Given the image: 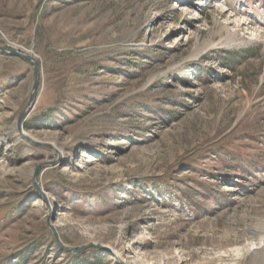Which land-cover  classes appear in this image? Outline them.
Returning <instances> with one entry per match:
<instances>
[{
    "label": "rangeland",
    "instance_id": "rangeland-1",
    "mask_svg": "<svg viewBox=\"0 0 264 264\" xmlns=\"http://www.w3.org/2000/svg\"><path fill=\"white\" fill-rule=\"evenodd\" d=\"M263 240L264 0H0V264H264Z\"/></svg>",
    "mask_w": 264,
    "mask_h": 264
},
{
    "label": "water",
    "instance_id": "water-1",
    "mask_svg": "<svg viewBox=\"0 0 264 264\" xmlns=\"http://www.w3.org/2000/svg\"><path fill=\"white\" fill-rule=\"evenodd\" d=\"M1 50L9 51V52L13 53L14 55H16V56H20V57H22V58H27V59L30 58L29 56L23 55V54L19 53V52L16 51V50H13V49H4V48H1ZM30 59H32V58H30ZM37 79H38V73H37V71H36V72H35V82H34V87H33L32 95H31V97H30V100H29L28 106H30V105L33 103V99H34V96H35V91H36V89H37V82H38ZM33 185L37 188V183H36V180H35V175H34V177H33Z\"/></svg>",
    "mask_w": 264,
    "mask_h": 264
},
{
    "label": "trees",
    "instance_id": "trees-1",
    "mask_svg": "<svg viewBox=\"0 0 264 264\" xmlns=\"http://www.w3.org/2000/svg\"><path fill=\"white\" fill-rule=\"evenodd\" d=\"M228 60H230V62L233 60V59H229L228 58ZM184 198H186V201H187V204L189 205V206H191V205H193V204H195L194 203V200H192V199H188V195H182ZM81 255V254H80ZM75 256V259L79 256V254H77V255H74ZM82 256H83V254H82ZM82 256H79V257H82ZM96 257H98V256H96ZM76 264H84V263H81V262H79V261H77L76 260Z\"/></svg>",
    "mask_w": 264,
    "mask_h": 264
},
{
    "label": "bare ground",
    "instance_id": "bare-ground-1",
    "mask_svg": "<svg viewBox=\"0 0 264 264\" xmlns=\"http://www.w3.org/2000/svg\"><path fill=\"white\" fill-rule=\"evenodd\" d=\"M239 25H240V22L239 21L236 24H234V26H239ZM260 256L262 257V259H264L263 251L260 253Z\"/></svg>",
    "mask_w": 264,
    "mask_h": 264
}]
</instances>
